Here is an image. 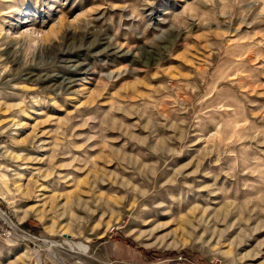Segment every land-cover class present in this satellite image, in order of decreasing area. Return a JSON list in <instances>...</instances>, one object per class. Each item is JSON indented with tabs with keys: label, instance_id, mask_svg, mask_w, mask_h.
I'll return each instance as SVG.
<instances>
[{
	"label": "rangeland",
	"instance_id": "rangeland-1",
	"mask_svg": "<svg viewBox=\"0 0 264 264\" xmlns=\"http://www.w3.org/2000/svg\"><path fill=\"white\" fill-rule=\"evenodd\" d=\"M138 249L264 264V0H0V264Z\"/></svg>",
	"mask_w": 264,
	"mask_h": 264
},
{
	"label": "trees",
	"instance_id": "trees-1",
	"mask_svg": "<svg viewBox=\"0 0 264 264\" xmlns=\"http://www.w3.org/2000/svg\"><path fill=\"white\" fill-rule=\"evenodd\" d=\"M22 229L32 232L33 234H38L39 233V224L35 221L28 220L25 221L24 223L21 224ZM115 241L134 248L136 247L135 244L129 240L125 239L121 236H116ZM140 254L144 256V258L150 262H158L162 260H176L178 258H183L186 261L193 263V264H211L208 262L204 257L201 255L188 251V250H181L178 252L172 251V252H158V251H146L143 249H138Z\"/></svg>",
	"mask_w": 264,
	"mask_h": 264
}]
</instances>
